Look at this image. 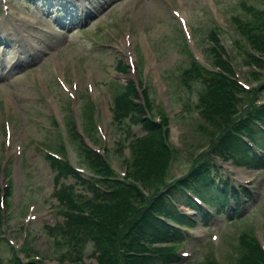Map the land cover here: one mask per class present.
<instances>
[{
	"label": "rangeland",
	"instance_id": "374dc122",
	"mask_svg": "<svg viewBox=\"0 0 264 264\" xmlns=\"http://www.w3.org/2000/svg\"><path fill=\"white\" fill-rule=\"evenodd\" d=\"M75 1L80 5L75 23L65 24L63 28L56 20L55 1L9 0L7 5L0 3L3 18L0 34L4 40L0 42V163L7 159V168L12 169L10 177L2 183L13 182V188H6L4 184L0 191L9 202L5 212L9 215L12 212L9 225L0 226V257L4 264H12V260L25 264L32 261L35 264H104L100 259L105 256L91 238L72 240L61 231L65 217L64 213L62 216L58 213L57 206L62 208L66 203L55 195L61 184L65 187L62 186L60 195L67 192L71 205L79 202L71 208V213L82 216L92 213L91 228L105 232L104 246L117 260L115 264H129L130 259L136 262L145 256H139L141 252L150 256L152 252L143 250L148 248L144 239L143 245L130 246L132 236L127 234L139 219L138 215L149 208V203L166 183L182 176L194 165L202 149L210 146L212 138L209 134L214 131L209 124L211 115L217 117L222 108L229 109L239 99L231 115L233 119L242 117L258 88L259 102L264 99V52L257 58L258 68L254 63L248 65L241 50L257 46L264 37V26L260 28V37L248 45L243 39L247 35H240L231 18L236 15L248 20L250 15L244 6L249 4L263 11L264 0ZM91 10L92 15L81 19ZM176 10L188 21L187 31L178 18L181 16L175 14ZM14 16L25 21L17 22ZM35 16L40 17L37 23L30 21ZM212 26L219 27L222 43L231 57L230 64L224 63L221 70H216L221 80L209 104L188 110L183 106L197 104L199 85L189 88L191 85L182 84L181 74L191 65V57L208 69L215 64L208 59L211 52L207 51V55L204 52ZM5 29L9 31L7 35ZM189 31L191 35L196 33L194 39L188 36ZM184 34H187L192 53L187 49L182 53L186 45ZM239 45H243L241 49ZM129 54L139 63L140 70L136 72L131 68L126 74L117 73L115 68L119 59L129 62ZM123 66L120 67L126 69ZM139 78L149 79L147 87L152 103L156 101L167 109L165 112L162 107L150 108L161 127L158 129L161 130L160 140L145 131L140 120L144 116L140 117L136 110L128 108L127 103H113L112 96L121 88L125 90L128 80L138 81ZM62 81L75 92L74 100ZM78 94L81 104L87 105L85 120L79 111ZM134 99L141 109L149 101L141 95ZM61 106L68 116L67 122L76 123L83 140L87 144L93 142L99 157L87 155L78 140L69 139V126L63 124ZM157 110L167 116L161 118ZM9 129L11 143L6 137ZM126 129L132 130L134 133L130 136L136 138L146 134L133 145L135 142L129 140L132 137L127 138ZM64 139L69 140L66 156L91 173L98 169L104 177L101 179L104 192L109 191L107 183L111 189L118 186L114 194L100 195L95 200L97 203L91 206L87 204L91 191L83 188L80 180L63 173L56 175L40 145H49L59 151V142ZM172 148L178 151L177 155L167 156ZM162 158L167 160L166 166ZM150 166H155L158 172L149 174ZM224 168L227 174H232V180L250 184L254 197L244 203L242 217L245 219L231 222L228 210L207 223L198 221L197 227L191 233H185L187 238L180 243L182 260L173 264H240L242 250H247L240 241V234L246 231L256 234V241L263 244L264 255V169L251 170L229 162ZM144 175H150L151 180L143 181ZM166 175H169L167 180ZM20 180H24L22 186ZM120 188L126 193L119 192ZM11 193V197L8 196ZM139 197L143 201H138ZM68 222L72 224V221ZM66 228L70 231V227ZM150 244L156 248L160 246L155 240ZM15 248L20 250L16 257ZM262 261L264 264V259Z\"/></svg>",
	"mask_w": 264,
	"mask_h": 264
},
{
	"label": "trees",
	"instance_id": "16d2710c",
	"mask_svg": "<svg viewBox=\"0 0 264 264\" xmlns=\"http://www.w3.org/2000/svg\"><path fill=\"white\" fill-rule=\"evenodd\" d=\"M241 24H244V23L241 22ZM261 25L264 26V21L259 22V23L255 22L252 25V27L257 26V28H259V26ZM253 50L254 52L251 50L249 51L245 50L246 56H248V61L258 66L256 64L257 58H258L256 54L257 53L260 54L264 52V37L260 38L257 46H255ZM218 62L223 63L220 58H218ZM192 72H193V75H191L190 78L194 80L199 79L197 76V73L194 74L195 72L194 71ZM206 79H207L205 80L207 83L206 89L208 90L207 92H204V93L200 92V97H201L200 105H203V106L205 104H209L210 102L209 99L212 98L214 91L218 88L217 83L219 80H221L218 77H215V78L207 77ZM124 86L126 90L122 92V94L118 97L119 99L118 104L124 105L125 103H127L128 108L132 110H136L138 114H140L139 115L140 117L144 116L143 109L138 108L135 105V102L133 100V97L137 96V92H136V88H134V84L127 83ZM239 102L240 101L238 99V101L232 104V106H230L229 109L222 108L223 110H221L217 114L218 115L217 117L213 115L210 116L211 118L209 119V124H210V127L213 128L214 131H212L209 135L217 136L219 135L217 134V132H220V129H221V134L219 135L220 139L218 138V136L215 137L216 139H219V141L215 142V139H213L212 142L214 143H212V150L209 153H206V157H202V154H200L198 158L195 159L194 165L199 164L201 160L202 162L197 166L193 165L194 167L192 166L193 168L190 171L189 176L186 179L180 178L179 184L177 186L171 187L169 189L170 192L172 191V193H174L175 191V193H178V192L183 193V191H180L182 190L183 187L185 186L195 187L197 188V190H199L200 193L204 192L207 195L208 199L214 202L219 207V209L223 208L224 205L228 204L227 203L228 195H229L228 189L227 190L221 189L219 184H216L213 181L215 178H217V173H216L217 165L212 160V157L213 155H220L221 157L224 156L225 159L230 158V159H236L238 161H241V160L244 161V158L248 159L247 146L245 145L244 141L241 140V137H239V133H241L243 129H246V127H248L247 122L251 123V127H253L255 131H259V129H257L256 126L254 125V121L252 122V119L254 117H257V118L264 117V114H263L264 108L262 109L263 111L262 113L260 107L257 108L256 106L252 104L251 112H250L252 113V117L249 119L246 118L244 122L238 125V122H236L235 118L234 119L232 118L233 116L231 115V112L232 110L236 108L235 104ZM123 112L125 113L124 110ZM123 117H125V114H123ZM230 119L232 120L230 121ZM140 120L142 121L143 128H145L146 131L150 132L151 134H154V138H159V140L161 139V135H159L161 133V130H158L161 127L159 126L158 122L152 119H149V118H142ZM216 127L218 128L215 129ZM232 130L234 131L231 132ZM138 141L140 140H135V143H133V145H136ZM58 146H60L59 149L63 148L61 141L59 142ZM171 151H172L171 153L168 151L166 155L173 156L174 153L177 154L178 152L176 150L174 151V148H172ZM48 157L51 159L52 165L59 175L63 173L65 175H70V176L72 175L74 177H77V180H80V182L83 183V188L91 191V195L88 197L89 200L87 201V204L91 206L94 205V203H97V201L95 200L99 199L100 195L102 197H105V195L114 194V192L116 191L118 187V186H112V189H111L110 188L111 185L107 183L106 187L109 188V191L104 192L102 191V188L97 187L98 184L96 185L92 181H86L83 178H81L78 175V173L74 170V168L70 167L65 161L58 160L51 156H48ZM162 160L165 163L164 165L166 166L168 164L166 163L167 160L163 158ZM247 162L252 163V164H257V165L260 164L259 160L256 158L255 160L248 159ZM95 172L100 173L98 169L95 170ZM157 172L158 170L155 166H150L149 174H155ZM100 175L103 176L101 173ZM149 177L144 175L143 181L145 182L150 181L151 179ZM158 184H159V187L162 186L161 181ZM169 185H166L165 187ZM123 187H126V186H123ZM69 188L71 190H74V187L69 186ZM136 188H137L138 194L140 195V192H139L140 189L138 188V186H136ZM213 189H215L216 192ZM234 191L238 195V192L235 190V188H232V192ZM119 192H121L122 194L126 193V191L123 188H120ZM63 193L65 195H59L58 199L61 202L64 201L66 204L65 206L62 207V209L60 208L58 211H60L61 214L64 213V217L68 219V221H72V224H70L64 218L61 231L65 232V236H67V238L72 239V240L76 238H85V237H87V239L91 238L95 242V244L99 246L101 255L105 256V258L100 259V263L115 264L117 260H115V258L111 254H108L106 252V249L104 246L103 240L106 237L105 232L102 233V231L100 230L91 228L90 223L94 220L92 213H90L89 215H84V216H82L80 213H75V212L71 213L72 212L71 208H73V206H76V204H78L79 202L75 201L71 205V199H69L66 196L67 192L63 191ZM76 194H79L80 196L83 195L82 193H76ZM140 200L143 201L142 198L139 197L138 201ZM148 206L149 208L145 209V211L141 212L138 215V217L140 216L139 219L137 220L136 224L132 225V228H131L132 230L129 231L127 235L132 236V238L130 239L131 240L130 246L134 245V246L139 247L140 245H143L141 244V242H142V239H144L147 243L148 248L147 249L143 248V250L152 252L153 254H151L150 256L149 255L147 256L145 254L146 252H141L139 256L140 255H145V256H143L136 262L134 261V259H130L131 261L129 262V264H168L173 261H178L179 258L175 251L176 249L175 246H172V248L171 247L156 248V247H152L150 242H153L154 240L156 242L167 241L169 239H172L171 238L172 235H175L176 238L179 240L184 239L182 235L178 233L176 234V231L171 229V227L167 223H165L163 219H161L160 215L168 217L180 223L181 222L192 223V219L187 217L186 215H183L182 213L180 214L178 209L171 202L168 201L164 190H161V192H159L157 197H154L152 199V202H150ZM70 213L73 215L70 216L69 215ZM110 218L111 217H108V219ZM3 221H4L3 208L1 207V203H0V226L4 225ZM102 224H105V223H102ZM67 226L70 227V231L67 230L66 228ZM99 227L100 229H103V227L100 224H99ZM135 232L136 233L138 232L139 234L134 235ZM250 232L251 231H246L240 234L241 243L244 246L246 245L247 247V250H242L243 252L239 260L240 264H263L262 259H264V255L262 253L261 244H259V242L256 241L255 234H253V232L249 234ZM16 255L17 254H16V249H15L14 256L16 257ZM154 256H158L159 259L158 257H154ZM0 264H4L2 257H0ZM12 264H25V263H23L22 261L20 262L18 260H12ZM30 264H34V263L32 262Z\"/></svg>",
	"mask_w": 264,
	"mask_h": 264
}]
</instances>
